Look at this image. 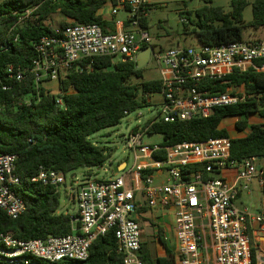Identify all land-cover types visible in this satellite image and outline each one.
<instances>
[{
    "label": "built area",
    "instance_id": "built-area-1",
    "mask_svg": "<svg viewBox=\"0 0 264 264\" xmlns=\"http://www.w3.org/2000/svg\"><path fill=\"white\" fill-rule=\"evenodd\" d=\"M151 11L148 0H106L98 14L113 31L107 27L105 32L98 24L69 23L57 30V36L41 38L30 69L17 65L7 67L9 78L18 83L30 74L38 94L39 88L46 89L45 84H56L57 93L46 91L58 96L56 103L62 107L59 86L73 71L83 72L84 64L90 69L97 58H111L114 63H137L138 55L152 48L148 64L152 62L158 69L161 91L148 95L149 103L159 104L156 116L136 127L127 138V148L134 157L129 170L127 163H120L115 169L124 174L117 178H93V169L80 181L71 176V186L77 191L71 200L76 202L77 210L64 213L71 216V233L26 241L10 232L3 233L0 264L86 261L93 243L111 231H114L122 264H143L141 215L144 210L170 209L175 210L178 264H254L250 232L253 224L264 227V210L253 214L237 207L235 201L239 192L248 189L259 175L262 159L231 160V137L172 146L147 145L143 140L151 135L149 130L158 122L171 124L206 118L216 108L245 103L251 97L245 91L213 92L210 86L235 69L245 72L253 68L264 72V41L157 48L149 32ZM120 12L126 14L124 20L118 19ZM181 21L189 24L187 18ZM256 62L262 65L257 67ZM154 96L159 99L153 100ZM229 168L238 172L235 183L219 177ZM260 174L264 187V171ZM66 177L60 171L41 166L32 182L54 187L59 192L66 185ZM20 185L17 156L0 155V210L13 220L26 211L25 201L17 194ZM201 224L209 231L213 259L207 254L206 228Z\"/></svg>",
    "mask_w": 264,
    "mask_h": 264
},
{
    "label": "trees",
    "instance_id": "trees-1",
    "mask_svg": "<svg viewBox=\"0 0 264 264\" xmlns=\"http://www.w3.org/2000/svg\"><path fill=\"white\" fill-rule=\"evenodd\" d=\"M105 2L5 0L0 3V155L17 156V174L21 178L17 194L26 203V211L15 220L0 210V235L10 232L15 238L26 241L70 234L71 216L59 213V192L54 187L32 182L38 169L43 166L68 175L78 169L103 167L112 155L111 150L94 145L90 137L118 126L126 113L150 105L148 95L161 91L159 80L136 82L143 79L144 72V69H137V63H114L107 57L95 59L90 69L84 64L83 72L73 71L61 82L62 107L56 103L58 96L46 89L39 88L38 94L30 74L22 83L9 78V65L30 69L41 38L57 36L58 31L48 24L54 14L68 20L59 30L69 23H81L98 24L105 32H108L107 27L113 31L98 14ZM230 5L228 12L220 6L206 5L195 11V21L191 19L193 14L188 13L189 23L195 26L191 32L197 36L199 44L220 46L241 42L245 40L246 29L264 28V0H230ZM248 6L252 7L253 18L245 22L244 11ZM188 26L185 25L186 30ZM261 65L262 62H256L257 67ZM214 84L210 86L213 92L224 93L243 86L251 97L239 105L216 108L206 118L171 124L158 122L149 134L163 135L162 146L203 142L230 137L229 130L222 127L224 121L243 117L235 127L239 132L248 133L232 139L231 160L263 159L264 123L250 125L248 119L254 114L264 118V72L253 68L245 72L235 69ZM159 237L165 246L162 236ZM141 259L143 264L177 263L175 254L167 248L164 257L153 259L144 246ZM36 264H122V256L117 253L114 231H111L93 243L86 261L49 263L37 260Z\"/></svg>",
    "mask_w": 264,
    "mask_h": 264
},
{
    "label": "rangeland",
    "instance_id": "rangeland-1",
    "mask_svg": "<svg viewBox=\"0 0 264 264\" xmlns=\"http://www.w3.org/2000/svg\"><path fill=\"white\" fill-rule=\"evenodd\" d=\"M5 0H0V3ZM152 6V11L149 16V32L154 38L155 45L157 48H177V47H198L199 42L197 36L191 31L195 28L194 25L188 24V29L186 30L185 24L182 23V19L188 18V13H192V20H196L195 11L206 6H220L223 7L226 11L231 10L230 0H210L211 3H208L209 0H148ZM251 1V0H249ZM126 14L120 12L118 19L124 20ZM253 18L252 7L248 6L244 11V20L246 22L251 21ZM63 22H68L60 14H54L48 21L49 26L53 30H59ZM261 30H264L261 28ZM255 31L253 29H246L244 32L246 41L253 40H264L250 39L249 33ZM115 61H119V58H116ZM160 79V74L155 65L151 62L145 68L143 72V79L136 80V82L142 81H155ZM46 85V84H45ZM47 86V85H46ZM53 86V87H52ZM48 88L53 90L54 93L57 92L56 84H49ZM159 99L158 96H154L153 100ZM159 104H151L143 107L135 112H132L130 115L122 119L121 123L118 126L104 129L90 137V140L94 145L110 149L111 157L105 162L102 168H95L92 171L91 176L93 178L103 180L110 178H117L124 174V172L115 173V168L120 163H127V170H129L134 164V157L131 151L127 148V138L132 133V131L138 127L143 126L150 118L156 116L158 112ZM142 114V118H138V115ZM262 119L258 115L251 116L248 121L249 124H257ZM238 121V120H237ZM235 119H227L223 123L222 127L227 128L230 132V135L236 137L240 135L238 130L235 127ZM247 132H244V135ZM164 140L163 135L153 134L146 135L144 137V144L153 145L160 144ZM89 171L87 169H78L67 175L66 185H62L59 190L60 194V208L59 213H75L77 210L76 202L72 201V196L76 194V190L73 189L71 176L75 175L76 180H83ZM253 190V188H252ZM244 193V198L246 201L251 202L257 198V193L250 198L247 197V191ZM239 206V202L236 204ZM145 251H147L153 259L157 258L163 252L162 246L158 241L145 237Z\"/></svg>",
    "mask_w": 264,
    "mask_h": 264
},
{
    "label": "crops",
    "instance_id": "crops-1",
    "mask_svg": "<svg viewBox=\"0 0 264 264\" xmlns=\"http://www.w3.org/2000/svg\"><path fill=\"white\" fill-rule=\"evenodd\" d=\"M251 1H254V0H251ZM248 37L250 39H257V37H261L258 39H263L264 30H261L260 28L258 30L252 31L249 33ZM260 41H264V40H260ZM49 84L52 85L53 83H47L46 84L47 86L44 85L45 88L51 91L52 93H54L53 90L48 88ZM232 90L233 91H245L243 86L234 88ZM254 115H258V114H254ZM258 117L260 116L258 115ZM260 118L262 120L257 124L264 123V118L262 117ZM229 119H235L237 123L240 119H243V117H235V118H229ZM245 132L248 133V131H245ZM239 133L240 135L236 137H233L232 135H230V137L233 139L237 137L239 138L245 137L247 135V133L244 135V132H239ZM261 171H264V160L263 159L259 163V175L254 179V181L251 183L248 189H242L239 192V195L235 201V204H237L238 202L240 204L239 206L236 205L237 207H239L242 210H247L248 212L253 213V214H257L264 210V187L261 185V181H260L262 178L260 174ZM237 173L238 172L236 169L229 168V169L222 171L219 177L227 180L230 183H235L237 180ZM245 191H247V194H248L247 197H250V198L255 194L254 192H256L257 198L255 197V200H252L251 202L246 201V199L244 198V193H246ZM141 224L144 230V241H145V237H147V238L158 241V243L162 246L163 252L158 257H164L166 255V248L172 251L174 254H177L178 242L176 239V219H175L174 209H170L168 211L144 210L141 215ZM201 227L206 228V225L201 224ZM205 234L207 236V246H208L207 254L211 259H213L214 252L212 250V242L209 238V235H208L209 231L207 228L205 229ZM159 235L162 236L166 247L161 243ZM250 238H251V249H252L254 264H264V227H262L259 224H253L251 227ZM143 245L145 246V243H143Z\"/></svg>",
    "mask_w": 264,
    "mask_h": 264
},
{
    "label": "water",
    "instance_id": "water-1",
    "mask_svg": "<svg viewBox=\"0 0 264 264\" xmlns=\"http://www.w3.org/2000/svg\"><path fill=\"white\" fill-rule=\"evenodd\" d=\"M151 50L152 48H147L146 50H144L138 55L137 69H144L147 66L149 59H150ZM123 164L125 165L126 163L124 162ZM118 172L119 170L115 169V173H118Z\"/></svg>",
    "mask_w": 264,
    "mask_h": 264
}]
</instances>
